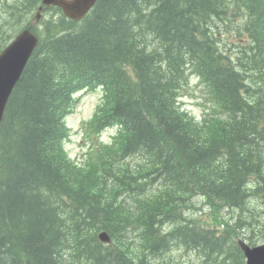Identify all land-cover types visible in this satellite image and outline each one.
I'll return each mask as SVG.
<instances>
[{
    "label": "trees",
    "instance_id": "obj_1",
    "mask_svg": "<svg viewBox=\"0 0 264 264\" xmlns=\"http://www.w3.org/2000/svg\"><path fill=\"white\" fill-rule=\"evenodd\" d=\"M36 5L15 4L13 19ZM225 29L242 44L223 45ZM193 78L201 119L181 104ZM97 87L105 102L89 131L120 130L76 163L66 118L74 95ZM263 142L264 0H100L82 22L49 19L0 132V264H180L168 257L179 247L246 264L233 236L237 208L264 204ZM221 208L240 213L229 221Z\"/></svg>",
    "mask_w": 264,
    "mask_h": 264
},
{
    "label": "rangeland",
    "instance_id": "obj_2",
    "mask_svg": "<svg viewBox=\"0 0 264 264\" xmlns=\"http://www.w3.org/2000/svg\"><path fill=\"white\" fill-rule=\"evenodd\" d=\"M204 86L197 85V81L192 82L191 87H189V96L184 99L182 105L186 107L194 116L197 118L202 117V103L204 102ZM102 97L101 91H87L85 93H81L79 95V103L75 112L67 119L69 126H71L72 137L71 140L67 143V150L70 156L73 159H82L84 154L89 152L91 148V142L88 137H86L87 126L86 123L92 117L98 103L100 102ZM78 130V131H76ZM116 133V129H110L105 131L100 140L108 141L112 138V136ZM109 181V183L113 180L112 177L105 178ZM199 203V201H198ZM259 206V209L262 207L260 204L255 203ZM202 209H205V206H202ZM230 210V208H229ZM233 212H226L225 216L232 217L237 216L239 212H234L235 209H232ZM256 216L255 214L251 217ZM248 235L249 231H245ZM258 234V233H257ZM262 234H258V236H262ZM249 236V235H248ZM261 241H264L262 239ZM185 249H181L180 247L177 249H173L171 253H167L169 258H172V261L178 260L179 263L191 264L194 260L199 261V264L202 260L197 257H193L191 254H184ZM178 257V258H177Z\"/></svg>",
    "mask_w": 264,
    "mask_h": 264
},
{
    "label": "water",
    "instance_id": "obj_3",
    "mask_svg": "<svg viewBox=\"0 0 264 264\" xmlns=\"http://www.w3.org/2000/svg\"><path fill=\"white\" fill-rule=\"evenodd\" d=\"M96 0H44L46 4H57L64 8L65 13L72 19H80ZM37 39L24 32L20 38L0 56V124L3 118L5 105L13 88L18 82L22 70L27 64ZM100 239L109 242L107 233L100 234ZM249 264H264V247L254 250L246 248Z\"/></svg>",
    "mask_w": 264,
    "mask_h": 264
},
{
    "label": "bare ground",
    "instance_id": "obj_4",
    "mask_svg": "<svg viewBox=\"0 0 264 264\" xmlns=\"http://www.w3.org/2000/svg\"><path fill=\"white\" fill-rule=\"evenodd\" d=\"M168 3V2H167ZM170 4V3H169ZM148 8V7H147ZM146 8V9H147ZM149 9V8H148ZM180 10V9H179ZM239 12H242V10L241 9H237ZM147 10H145V12H146ZM145 15V14H144ZM148 15V14H147ZM187 19V18H186ZM178 20V19H177ZM156 22V21H155ZM169 24V23H168ZM75 25V24H74ZM75 27V26H74ZM78 28V27H77ZM72 29V28H71ZM75 29V28H74ZM135 29V28H134ZM73 30V29H72ZM219 33V32H218ZM150 45V44H149ZM147 46H148V44H147ZM151 46V45H150ZM251 69V68H250ZM249 70V69H248ZM247 72V71H246ZM245 76V75H244ZM249 76V75H248ZM247 77V76H246ZM250 78V77H249ZM228 81V80H227ZM248 81V80H247ZM264 143V142H263ZM260 145V144H259ZM256 147V146H255ZM262 148V147H261ZM257 151V150H256ZM254 152V151H253ZM263 152V151H262ZM260 153V152H259ZM251 154V153H250ZM254 155V154H253ZM261 155V154H260ZM255 156H257V155H255ZM253 157V156H252ZM254 158V157H253ZM240 168V167H239ZM168 170V169H167ZM254 182V181H253ZM252 182V183H253ZM246 184V183H245ZM220 192H224V191H220ZM263 192V191H262ZM258 201V200H257ZM201 202V204H197L199 207H200V210H199V213H198V215L196 216L197 217V219H199V220H203L204 221V216H205V213H206V210L205 209H202V206L204 205L205 206V204H204V202L205 201H199V203ZM258 204H260L262 207L259 209V206L257 205V204H255V203H252L253 205L252 206H250L248 209H246V208H237L240 212H241V220L243 221V225H244V231H249L248 230V227L250 226V225H252V226H256V230H255V233H252L251 231H249L250 232V234H248L249 235V237H253V236H258V234H262V232H263V230L262 231H260L259 229H257V228H259V224H261L262 222H264V204L262 203V202H257ZM207 205H208V203H206ZM247 207V206H246ZM54 208V207H53ZM237 210V211H238ZM226 212H228V208H226ZM256 215V216H254L253 218H251L253 215ZM226 215V214H225ZM225 218L227 219V220H229V221H232L231 219H229V216H225ZM260 221V222H259ZM258 233V234H257ZM176 234V233H175ZM199 236H201V235H199ZM203 237H205V235H202ZM198 237V236H197ZM206 238V237H205ZM199 239V238H198ZM208 240V239H207ZM206 240V241H207ZM62 241V240H61ZM205 241V240H204ZM96 242V241H95ZM100 242L102 243V244H104V241H102V240H100ZM210 242V241H209ZM201 243V242H200ZM105 245V244H104ZM218 248V247H217ZM216 248V249H217ZM56 249V248H55ZM56 251V250H55ZM59 251H60V249H59ZM132 253V252H131ZM190 254L193 256V257H199L195 252H190ZM233 255V254H232ZM225 257H226V259H230L229 257H227V255H224ZM83 258V257H82ZM178 258V257H177ZM200 258V257H199ZM245 258V257H244ZM126 259V258H125ZM224 259V258H223ZM85 260V259H84ZM203 260V259H202ZM126 261H127V259H126ZM211 261V260H210ZM219 261V260H218ZM130 262V261H129ZM133 262V261H132ZM230 261H228V263H229ZM122 263V262H121ZM212 264H214L213 262H212Z\"/></svg>",
    "mask_w": 264,
    "mask_h": 264
}]
</instances>
